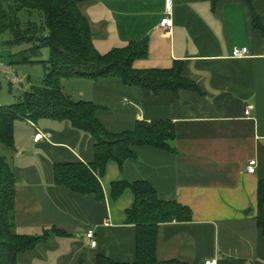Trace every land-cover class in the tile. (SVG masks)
Masks as SVG:
<instances>
[{
	"label": "crops",
	"instance_id": "1",
	"mask_svg": "<svg viewBox=\"0 0 264 264\" xmlns=\"http://www.w3.org/2000/svg\"><path fill=\"white\" fill-rule=\"evenodd\" d=\"M251 2L261 28L253 27L245 0L78 4L98 53L145 41L147 54L133 62L134 69L180 64L182 77L201 95L188 90L153 94L116 78L61 81L63 95L98 106L95 117L111 133L131 130L136 122L164 120L175 125L173 152L134 147L135 158L126 160L122 170L114 162L107 164L100 181L102 201L53 184L55 164L93 161L94 142L88 134L67 121L16 120L14 148L2 152L17 180L15 229L23 235L61 232L20 254L17 264H95L97 255L132 262L135 228L125 224V212L133 196L125 191L112 200L111 183L117 181H146L159 199L190 209L191 221L158 226L159 261L264 264V236L256 223L257 186L264 181V0ZM167 7L173 20L170 36L159 27ZM235 48H247V57L232 58ZM39 131L51 134V139L35 143ZM250 160L256 161L253 174L246 172ZM89 230L95 247L86 238Z\"/></svg>",
	"mask_w": 264,
	"mask_h": 264
},
{
	"label": "trees",
	"instance_id": "2",
	"mask_svg": "<svg viewBox=\"0 0 264 264\" xmlns=\"http://www.w3.org/2000/svg\"><path fill=\"white\" fill-rule=\"evenodd\" d=\"M88 0H10L0 2V34L9 31L11 44H30L11 64H31L42 47L49 49L44 76L40 84H32L22 92L16 103L0 106V264H17L20 254L34 249L50 236L61 234L55 229L43 230L41 235L19 234L14 225V197L17 180L1 148H14V122L27 119L67 121L73 129L88 134L94 142V159L90 164L60 163L53 166V184L81 195H93L103 200L100 184L109 162L122 170L123 163L134 159V147H152L173 152L175 125L158 120L136 122L131 130L111 133L96 119L98 106L91 102H75L63 95V79L80 78L92 81L116 78L127 87H139L158 94L188 90L201 95L197 86L182 77L180 64L171 69L136 70L133 62L147 54V43L131 42L106 54L98 53L91 41L88 20L78 4ZM213 4L220 0H211ZM251 8L254 28H261L259 17ZM39 14L38 23L21 22L22 15ZM28 53V54H27ZM125 191L133 196L125 212V224L135 228V257L132 262L118 263L97 255L95 264H185L178 260L159 261L156 257L157 230L160 224L189 222V208L175 201L159 199L155 189L146 181H117L111 183L110 197L117 200ZM264 181L257 186L256 223L264 236Z\"/></svg>",
	"mask_w": 264,
	"mask_h": 264
},
{
	"label": "rangeland",
	"instance_id": "3",
	"mask_svg": "<svg viewBox=\"0 0 264 264\" xmlns=\"http://www.w3.org/2000/svg\"><path fill=\"white\" fill-rule=\"evenodd\" d=\"M10 1V0H0ZM39 14L22 15L21 22L27 20L38 23ZM12 34L7 31L0 34V106H9L18 100L19 95L27 91L29 83L40 84L44 76V66L49 58V49L42 47L38 56H34L31 64H11L15 56L27 52L30 44H11ZM28 54V53H27ZM5 148H1L5 152Z\"/></svg>",
	"mask_w": 264,
	"mask_h": 264
},
{
	"label": "built area",
	"instance_id": "4",
	"mask_svg": "<svg viewBox=\"0 0 264 264\" xmlns=\"http://www.w3.org/2000/svg\"><path fill=\"white\" fill-rule=\"evenodd\" d=\"M169 8L167 7L163 17L161 18L159 22V27L162 30L163 34L166 36H170L171 34V29L173 27V20L169 17ZM248 49L247 48H235L231 52V57L235 59H241L245 58L248 55ZM249 114V110H246L245 115ZM51 139V134L49 133H42V132H37L33 138V141L39 142L41 140H50ZM256 168V161L255 160H250L247 165H246V172L248 174H253L255 172ZM86 238L89 240L90 246L95 247L96 246V241L93 239V231L89 230L86 234ZM205 264H215V261L213 260H207Z\"/></svg>",
	"mask_w": 264,
	"mask_h": 264
}]
</instances>
